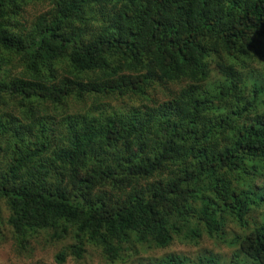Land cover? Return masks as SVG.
Returning <instances> with one entry per match:
<instances>
[{"label":"trees","instance_id":"trees-1","mask_svg":"<svg viewBox=\"0 0 264 264\" xmlns=\"http://www.w3.org/2000/svg\"><path fill=\"white\" fill-rule=\"evenodd\" d=\"M3 206L59 264H264V0H0Z\"/></svg>","mask_w":264,"mask_h":264},{"label":"rangeland","instance_id":"rangeland-1","mask_svg":"<svg viewBox=\"0 0 264 264\" xmlns=\"http://www.w3.org/2000/svg\"><path fill=\"white\" fill-rule=\"evenodd\" d=\"M35 9L34 7L30 11H34ZM127 99L125 98L123 102H128ZM120 102L121 100H117L114 103ZM131 103L138 104L140 101L138 99H132ZM259 181L261 182L262 179H258L256 184ZM1 214L3 223L0 224V230L3 236L0 239V264H59L56 262L55 255L64 249L69 239L49 243L43 234H38L29 240L26 251H18L15 243L9 238V229L4 223L7 215V210L4 206L2 207ZM252 214L257 218L259 217L257 211ZM231 250L232 247L204 236L196 245L183 244L175 240L165 248H148L145 245H138L135 255H126L123 259L114 261L106 259L97 247L88 246L81 259H76L73 255H67L61 264H149L153 263L159 257L170 253L185 255L193 259L199 253L204 252H210L226 260Z\"/></svg>","mask_w":264,"mask_h":264}]
</instances>
